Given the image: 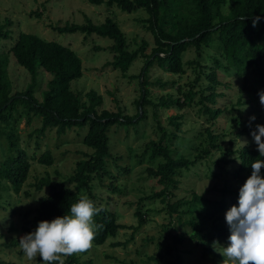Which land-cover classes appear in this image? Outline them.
Wrapping results in <instances>:
<instances>
[{"label":"trees","instance_id":"trees-1","mask_svg":"<svg viewBox=\"0 0 264 264\" xmlns=\"http://www.w3.org/2000/svg\"><path fill=\"white\" fill-rule=\"evenodd\" d=\"M85 1L91 5L105 4L109 10L116 7L128 14L138 11L147 13L148 18L142 20L143 27L152 34L154 40V47L147 55L144 53L148 46L145 41L138 50L129 51L124 33L111 17H107L98 25L86 20L81 25L67 23L63 27L54 28L60 34L79 33L85 36L94 34L111 40L112 45L109 49L114 57L108 65H112L115 70L123 74L129 71L136 60L143 59L141 73L136 77L140 87V97L136 102L137 113L126 116L119 111L102 109L103 97L94 90L86 93L85 101H82L71 89V83L82 77V61L67 46L46 41L36 35L20 33L9 51L0 54V125L9 126L11 131V134L5 133L9 148L13 147V140L15 145L16 141H19L15 133L18 128L11 123L16 121L13 114L21 107L25 115L40 119L39 134L55 128L58 135H63L72 128L87 126L82 144L92 150L88 159L77 162L74 173L67 179L66 185L61 184L58 189L51 187L48 195L37 199L38 205L34 217L24 221L22 235L34 231L40 221H51L57 216L65 215L81 194H87L94 201L93 182L95 179L100 180L102 174H108V161L111 158L108 135L110 129L114 126L124 129L130 126L136 128L139 123L146 120L148 111L146 107L152 106L155 109L153 115L160 138L157 142L151 140L146 145L144 154L148 155L150 161L161 160L155 168L147 170L149 177L156 180L161 190L148 195L143 201L160 198L165 207L164 211L166 210V214L171 219L176 215L174 218L177 220L176 223L181 227H190V230H185L184 234L175 235V242H182L188 235L202 247L204 254L212 252L213 241L222 242L226 247L231 233L225 214L233 205L238 206L241 186L223 181L221 188L214 187L215 191L219 192L215 200H208L204 195H198L194 189L190 191L189 198H178L175 191L179 188L180 178L190 170L204 165L208 158L211 160L216 158L213 164L219 166L222 174L227 173L225 168L228 165L236 162L237 168L232 174L234 182L251 175V164L255 159H264L259 156L256 144L235 149L233 134L239 128L237 120L231 131L214 129L216 119L224 113V109L216 107L218 97L223 96L218 94L217 87L229 86L220 81L218 72H226L229 75L234 72L237 76L247 74L249 71L255 72L257 82L264 91V0ZM224 8L226 12L223 11ZM257 16L260 20L253 27L252 21ZM11 26L12 22L9 19L0 18V43L11 39ZM213 45H217L216 53H220L219 57L208 54V49ZM96 49L101 50L99 47ZM188 50H193L195 53V58L187 62L195 72L192 85L186 89L178 86L174 96L167 94L160 96L156 101L151 100L148 90L150 69L156 64L165 73L183 76L186 73L183 57ZM9 56H12L16 64L29 74L31 82L21 92L13 93L8 75ZM205 56L212 60L213 68L207 67L205 64L207 59L203 61ZM45 75H49L47 81L44 80ZM157 84L161 87L167 85L159 81ZM36 93L40 94V99L35 96ZM193 105L199 107L197 113L204 117L207 124L202 131L196 133L195 143L190 148L189 139L180 136L183 116H169V128H166L159 123L158 109L181 111ZM238 105L241 103L239 102ZM233 110L235 105L230 112ZM233 118L230 117V121H235ZM238 134L249 135L250 129H242ZM227 138L229 142L225 145ZM174 144L186 147L188 154H179L177 147L172 148ZM12 154L0 162V206L4 193L9 192V189L15 194L20 192L30 169L27 152L23 148ZM38 162L52 164L51 155L49 153L41 155ZM207 167L210 171L207 179H218V175L209 166ZM261 175L264 176V168L261 169ZM67 185H73V188ZM44 186L50 187L46 179L35 184L37 191H41ZM101 209L94 217L95 222L102 227L94 238L93 247L104 245L107 240L115 238L120 229L125 228L118 224L116 212L105 207ZM149 212L138 206L135 217L139 219L140 225L147 222L146 216ZM186 216L188 219L184 220ZM211 219L214 220L208 228ZM118 246L119 243L112 245V247ZM5 247L20 249L19 240L13 239L10 244H5ZM165 252L163 255L159 251V258L147 257L146 262L156 260L163 264H184L181 256H177L175 262H167L166 255L171 254V249L166 248ZM20 253H23L21 249ZM80 255L64 257L65 264H93L91 260H82ZM38 261L43 264L41 257ZM0 264L11 263L0 260Z\"/></svg>","mask_w":264,"mask_h":264},{"label":"rangeland","instance_id":"rangeland-1","mask_svg":"<svg viewBox=\"0 0 264 264\" xmlns=\"http://www.w3.org/2000/svg\"><path fill=\"white\" fill-rule=\"evenodd\" d=\"M223 11L226 12V9L224 8ZM107 17H111L119 25L127 39L129 51L138 50L145 41L148 46L144 53L146 55L151 53L154 40L152 34L143 27L142 20L148 18L144 11L128 14L116 7L109 10L105 4L91 5L85 0H0V18L2 20L7 18L12 22L11 39L0 43V54L9 51L20 33L36 35L46 41L67 46L82 61V77L71 83V89L75 94L85 101V94L94 90L103 97L102 109L133 116L137 113L136 102L140 97V87L136 77L141 73L143 59L136 60L129 71L123 74L115 70L112 65H108L114 57L109 49L112 45L111 40L94 34L90 36L79 33L60 34L54 30L67 23L81 25L86 20L98 25ZM216 46L213 45L208 49L209 55L220 54L216 53L218 51ZM97 47L101 50L97 51ZM207 56L203 61L207 59ZM194 58L193 50H188L183 57L186 73L180 77L165 73L154 64L148 74L150 99L156 101L160 96L167 94L174 96L178 86L186 89L192 85L195 72L187 65V62ZM205 64L208 68L214 67L210 58ZM8 75L13 93L23 91L31 82L29 74L16 64L12 56H9ZM256 76L255 72L250 71L241 76H237L234 72L230 75L226 72H218L220 81L229 86L217 87L218 94L223 96L218 97L216 107L224 109V113L216 119L214 129L231 131L234 122L238 121L239 128L233 134L236 142L235 149L244 147L241 142L245 140L247 141L245 146L256 144L251 131L257 124L264 125V105H261L258 95L262 89ZM48 78L49 75L44 76L45 81ZM158 81L167 85L161 87L157 84ZM204 81L207 82V80ZM35 96L40 99L39 93ZM239 102L241 105H238ZM234 105L235 110L230 112ZM146 108L148 110L146 120L139 123L136 128L130 126L124 129L114 126L110 129L108 135L111 158L108 161V174H102L100 180L95 179L93 182L92 193L96 205L116 212L118 224L125 228L120 229L117 236L107 240L104 245L92 247L86 254L81 253L80 258L85 261L91 260L93 264H163L156 260L148 263L146 258H159V251L164 255L165 249L169 248L171 254L166 255L167 262H175L177 256H181L184 264H222L224 258L219 247L216 250L212 248V252L204 254L202 247L188 235L182 242L174 241L175 235L184 234L185 230H190V227H181L176 223L177 220L174 219L176 215H173L171 219L166 214V210L164 211L165 207L160 198L154 201H143L148 195L161 190V186L147 173L148 169L155 168L161 160L150 161L148 155L144 154L146 145L151 140L157 142L160 138L153 115L155 109L152 106ZM198 108L193 105L181 111L158 109L159 123L169 128L168 117L182 115L180 136L189 139L191 148L195 143L194 136L207 124L204 117L198 115ZM17 111L13 114L16 121H12L11 125L15 124L18 128L15 133L19 141H16L15 145L13 140L11 149L5 137V133L11 134L9 126L0 125V162L23 148L27 152L30 169L20 192L15 194L9 189V192L3 195L0 206V260L11 264H40L38 261L40 256H37L36 260L28 261L18 247L6 248L5 244H10L13 239L19 240L23 236L21 232L23 223L34 217L38 205L37 199L48 195L51 187L58 189L61 184L66 185L67 179L74 173L77 162L88 159L92 150L82 144L87 126L72 128L63 135H58L55 128L39 134L40 119L25 115L21 107ZM253 115L256 119L251 121L250 127V117ZM230 117H234L235 121H230ZM242 129H250V134L239 136L238 133ZM225 141L226 145L229 139ZM176 147L179 149V154L187 155L189 152L182 145L172 146V148ZM45 153L51 155L52 164L38 162L40 156ZM213 160L216 161V158ZM213 160L206 159L204 165L190 170L180 178L179 188L175 191L178 198H189L190 191L194 189L198 195H204L208 200H215L219 192L215 191L214 187L221 188L223 181L232 182V185L238 187L245 183L247 178L234 182L232 174L237 168L236 162L228 165L225 168L227 173L222 174L219 166L213 164ZM207 166L218 175V179H207L210 175ZM44 179L49 181L50 187L44 186L41 191H37L35 184ZM69 187L73 188V185ZM138 206L145 211H150L146 216L147 222L142 225L135 217ZM187 219V216L184 217V220ZM212 220L214 219L209 220L208 228L211 227ZM117 243L120 246L112 247ZM219 244L224 246L222 242Z\"/></svg>","mask_w":264,"mask_h":264},{"label":"clouds","instance_id":"clouds-1","mask_svg":"<svg viewBox=\"0 0 264 264\" xmlns=\"http://www.w3.org/2000/svg\"><path fill=\"white\" fill-rule=\"evenodd\" d=\"M243 19V17L241 18ZM260 17L252 21L257 25ZM264 105V91L258 93ZM256 117H250L255 121ZM260 157H264V125L257 124L251 131ZM244 146L247 141L241 142ZM264 159L251 164V175L239 189L238 206L233 205L225 214L230 235L227 246L213 241L212 248L221 249L222 264H264ZM102 209L87 194H81L69 211L51 221L43 220L36 229L19 238V247L28 261L42 258L43 264H65L64 257L81 254L93 247L94 238L102 227L94 217Z\"/></svg>","mask_w":264,"mask_h":264},{"label":"water","instance_id":"water-1","mask_svg":"<svg viewBox=\"0 0 264 264\" xmlns=\"http://www.w3.org/2000/svg\"><path fill=\"white\" fill-rule=\"evenodd\" d=\"M140 115H141V111H140Z\"/></svg>","mask_w":264,"mask_h":264}]
</instances>
